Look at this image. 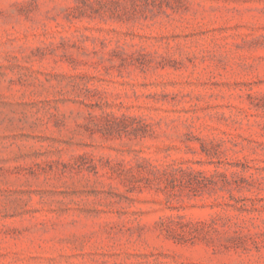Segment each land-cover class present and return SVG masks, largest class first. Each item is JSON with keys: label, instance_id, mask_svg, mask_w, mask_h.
Here are the masks:
<instances>
[{"label": "rangeland", "instance_id": "374dc122", "mask_svg": "<svg viewBox=\"0 0 264 264\" xmlns=\"http://www.w3.org/2000/svg\"><path fill=\"white\" fill-rule=\"evenodd\" d=\"M0 264H264V0H0Z\"/></svg>", "mask_w": 264, "mask_h": 264}]
</instances>
